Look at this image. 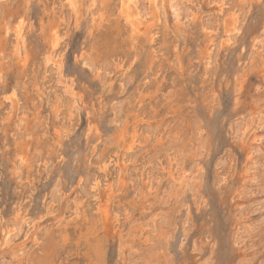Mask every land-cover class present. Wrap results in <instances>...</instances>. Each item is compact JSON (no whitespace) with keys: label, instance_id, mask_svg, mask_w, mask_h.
Listing matches in <instances>:
<instances>
[{"label":"rangeland","instance_id":"1","mask_svg":"<svg viewBox=\"0 0 264 264\" xmlns=\"http://www.w3.org/2000/svg\"><path fill=\"white\" fill-rule=\"evenodd\" d=\"M78 1L0 0V264H264V0Z\"/></svg>","mask_w":264,"mask_h":264},{"label":"bare ground","instance_id":"2","mask_svg":"<svg viewBox=\"0 0 264 264\" xmlns=\"http://www.w3.org/2000/svg\"><path fill=\"white\" fill-rule=\"evenodd\" d=\"M6 1H8V0H6ZM95 1L96 0H90V6L89 7H95L94 6V4H95ZM142 1L143 0H119V2L117 3L118 4V6H119V9L120 10H117V11H119L120 12V15H121V17L126 21V22H124V23H127L130 27V29L132 28L133 29V31H134V33L136 32V33H139L140 34V32L142 31V28H140V24H141V20L142 19H144V18H142L143 17V15H145V12H146V10H144L145 9V7L142 5ZM249 1V0H248ZM89 2V1H88ZM144 2H146V0L144 1ZM149 2L151 3V5H154V6H157V3H158V0H148V4L147 5H149ZM163 2V1H162ZM161 2V3H162ZM169 2H171V1H169ZM181 2V1H180ZM186 2H188V1H186ZM2 3V2H1ZM160 3V4H161ZM81 4V3H80ZM79 1L78 0H66V6H68L69 7V11L72 13V15L76 18V21L78 22V20L80 19V17H79ZM172 5V4H171ZM3 6V5H2ZM31 6V5H30ZM164 6V5H163ZM222 6H223V4H222ZM221 6V7H222ZM104 7V6H103ZM116 7H117V5H116ZM148 7V6H147ZM150 7V6H149ZM148 7V8H149ZM158 7V6H157ZM160 7V6H159ZM168 7V6H167ZM147 8V9H148ZM161 8V7H160ZM169 8V7H168ZM171 8V7H170ZM175 8H177V6L175 7ZM157 9V8H156ZM162 9V8H161ZM164 9V8H163ZM88 10V9H87ZM158 10H159V8H158ZM158 10H156V12L155 13H158V12H160V10L158 11ZM175 10V9H174ZM182 10V9H181ZM222 10V9H221ZM91 11V10H90ZM94 11V10H93ZM93 11H91V12H93ZM158 11V12H157ZM176 11H177V9H176ZM175 11V12H176ZM185 11V10H184ZM190 11V10H189ZM163 12V11H162ZM174 12V13H175ZM174 13H172V14H174ZM179 13V12H178ZM177 13V14H178ZM188 13V12H187ZM91 14H93V13H91ZM119 14V13H118ZM159 14H161V13H159ZM155 15V14H154ZM158 15V14H157ZM147 16V15H146ZM156 16V15H155ZM78 17H79V19H78ZM92 17H94V16H92ZM119 17V16H118ZM185 17V16H184ZM74 18V19H75ZM84 18V17H83ZM182 18V17H181ZM186 18V17H185ZM95 19V18H94ZM123 19L121 20L122 22H123ZM146 19V18H145ZM183 19V18H182ZM188 19V18H187ZM189 19H190V17H189ZM70 20V19H69ZM111 20V19H110ZM159 17H158V22H159ZM94 21V20H93ZM146 21V20H145ZM145 21H144V23H145ZM182 21V20H181ZM95 22V21H94ZM143 22V21H142ZM7 23V25H5V32H9L10 31V26L8 25V22H6ZM5 23V24H6ZM23 23H25V20H24V22ZM23 23L20 21L17 25H16V27H15V35H16V38L19 40L20 38H22V36H23ZM79 23V22H78ZM91 23V22H90ZM30 24V23H29ZM92 24V23H91ZM143 24V23H142ZM147 24V23H146ZM227 24V23H226ZM69 25V24H68ZM93 25V24H92ZM95 25V24H94ZM78 26V25H77ZM91 26V25H90ZM229 26V25H228ZM232 28H231V32H236L239 28H238V19L237 18H235L234 20H233V23H232ZM240 26V25H239ZM127 27V26H126ZM143 27V26H142ZM149 27V26H148ZM12 28V27H11ZM128 28V29H129ZM150 29H152V28H150ZM228 29H230V28H228ZM143 30H145L144 28H143ZM226 31H228V30H226ZM4 32V33H5ZM91 32V31H90ZM149 32V31H148ZM146 33V32H145ZM150 33V32H149ZM152 33V32H151ZM237 33H238V31H237ZM232 34V33H231ZM229 35H230V33H229ZM233 35V34H232ZM232 35H230L231 37H235L234 35L232 36ZM236 35V34H235ZM229 36V37H230ZM211 37V36H210ZM228 37V38H229ZM226 38V37H225ZM53 40H52V44H51V49H50V52L47 54V56H46V58H44L45 59V63H46V65H49V64H53L54 65V67H56V69H57V72H58V75H59V83L61 84L62 82H64V80L62 79V68H63V61H62V58H61V56L59 55V56H56L55 55V49H56V47L59 45V43H60V40H61V37L58 35V34H56L55 33V35H53V38H52ZM152 39V38H151ZM230 39V38H229ZM232 40H233V38H232ZM227 41H228V39H227ZM230 41V40H229ZM152 42V41H151ZM211 42V41H210ZM16 43V42H15ZM47 43V42H46ZM230 43V42H229ZM228 45V44H227ZM64 46V45H63ZM20 49V48H19ZM0 50H2V49H0ZM46 52V51H45ZM1 53V52H0ZM19 54V53H18ZM85 54V53H84ZM13 59V58H12ZM5 63V62H4ZM94 64V63H93ZM88 66V65H87ZM89 67V66H88ZM94 67V66H93ZM91 70V69H90ZM105 73V72H104ZM94 77V76H93ZM3 79V78H2ZM39 81V80H38ZM58 81V80H57ZM104 82V81H103ZM56 83V82H55ZM16 84V83H15ZM62 85H64V84H62ZM68 86V85H67ZM55 87V86H54ZM67 90H66V92H70V93H72V90L71 91H69L68 89L69 88H66ZM65 92V93H66ZM45 93V92H44ZM67 94V93H66ZM71 95V94H70ZM16 92L13 90L9 95H7V97L5 98V101L6 100H9V101H11V102H13V103H15V101H16ZM4 98V97H3ZM4 100V99H3ZM76 102V101H75ZM10 103V102H9ZM12 103V104H13ZM17 103V102H16ZM41 109V108H40ZM58 112V111H57ZM56 112V113H57ZM71 114V113H70ZM74 115V114H73ZM239 126V125H238ZM37 127V126H36ZM237 130V129H236ZM29 132V131H28ZM241 132V131H240ZM237 133V132H236ZM29 134V133H28ZM27 137V136H26ZM242 137V136H241ZM244 137V136H243ZM136 138V137H135ZM133 142H134V140H132ZM132 145V144H131ZM197 147V146H196ZM128 151V150H127ZM129 151H131V150H129ZM165 152V151H164ZM39 153V152H38ZM147 153V152H146ZM37 154V153H36ZM21 156V155H20ZM21 159V158H20ZM99 159V158H98ZM135 161V160H134ZM172 161V160H171ZM170 161V162H171ZM174 161V160H173ZM183 161V160H182ZM17 162V161H16ZM22 164V163H21ZM193 164V163H192ZM182 165V164H181ZM17 167V166H16ZM101 169V168H100ZM199 170V169H198ZM167 171V170H166ZM163 172V171H162ZM252 172V171H251ZM147 175V174H146ZM119 177V176H118ZM117 177V178H118ZM173 177V176H172ZM171 177V178H172ZM188 176L185 174V173H183V174H181L178 178H177V180H186V178H187ZM174 180H176V178H173ZM176 182V181H175ZM255 182V181H254ZM189 183V182H188ZM171 184V183H170ZM89 186H91V185H89ZM150 186V185H149ZM109 187H111L110 185H109ZM181 187V186H180ZM77 188V187H76ZM92 188V187H91ZM170 188V187H169ZM189 190V189H188ZM94 192V191H93ZM52 195V194H51ZM59 198V197H58ZM259 207V206H258ZM18 209V208H17ZM262 210V209H261ZM189 211V210H188ZM52 213V212H51ZM148 219V218H147ZM154 220V219H153ZM117 221V220H116ZM158 221V220H157ZM14 222V221H13ZM34 222V221H33ZM16 223V222H15ZM17 224V223H16ZM161 225V224H160ZM32 226V225H31ZM165 229V228H164ZM14 232V231H13ZM15 232H16V230H15ZM12 233V232H11ZM15 234V233H14ZM13 233L11 234V235H14ZM154 234V233H153ZM249 234V233H248ZM16 235V234H15ZM19 235V234H18ZM9 236H10V234H9ZM6 238V237H5ZM125 238V237H124ZM157 238V237H156ZM240 239V238H239ZM3 241H5V240H3ZM7 242V241H6ZM5 242V243H6ZM4 243V242H3ZM36 243V242H35ZM241 243V242H240ZM10 244H11V242H10ZM40 245V244H39ZM7 246V245H6ZM9 246V245H8ZM21 246H23V245H21ZM19 247V246H18ZM243 249V248H242ZM32 251V250H31ZM152 253V252H151ZM43 257V256H42ZM41 260V259H40ZM204 260V259H203ZM42 262V261H41ZM46 262V261H45ZM153 263V262H152ZM154 264V263H153Z\"/></svg>","mask_w":264,"mask_h":264}]
</instances>
